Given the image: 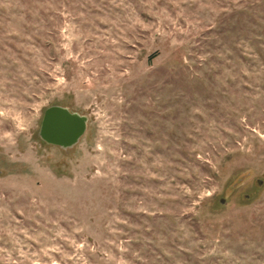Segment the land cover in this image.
Wrapping results in <instances>:
<instances>
[{
  "label": "rangeland",
  "instance_id": "1",
  "mask_svg": "<svg viewBox=\"0 0 264 264\" xmlns=\"http://www.w3.org/2000/svg\"><path fill=\"white\" fill-rule=\"evenodd\" d=\"M0 264H264V0H0Z\"/></svg>",
  "mask_w": 264,
  "mask_h": 264
},
{
  "label": "water",
  "instance_id": "2",
  "mask_svg": "<svg viewBox=\"0 0 264 264\" xmlns=\"http://www.w3.org/2000/svg\"><path fill=\"white\" fill-rule=\"evenodd\" d=\"M85 124L84 115L60 105H50L42 112L37 134L46 143L69 148L83 134Z\"/></svg>",
  "mask_w": 264,
  "mask_h": 264
},
{
  "label": "flooded vegetation",
  "instance_id": "3",
  "mask_svg": "<svg viewBox=\"0 0 264 264\" xmlns=\"http://www.w3.org/2000/svg\"><path fill=\"white\" fill-rule=\"evenodd\" d=\"M41 116H42V114H41ZM40 119H41V117H40ZM39 124H40V120H39ZM38 129H39V126H38ZM37 132H38V130H37ZM37 136H38V138H39L42 142H44L45 144H47V145H53V144H50V143H46L44 140H42V139L39 137L38 134H37ZM53 146H56V147H58V148H60V149H63V150L68 149V148H62V147H60V146H58V145H53ZM71 147H72V146H71Z\"/></svg>",
  "mask_w": 264,
  "mask_h": 264
},
{
  "label": "trees",
  "instance_id": "4",
  "mask_svg": "<svg viewBox=\"0 0 264 264\" xmlns=\"http://www.w3.org/2000/svg\"><path fill=\"white\" fill-rule=\"evenodd\" d=\"M221 200H222V198H221V199H219V203H223Z\"/></svg>",
  "mask_w": 264,
  "mask_h": 264
}]
</instances>
